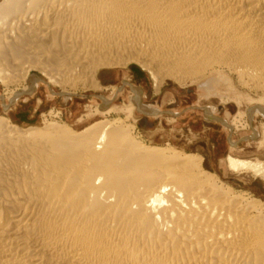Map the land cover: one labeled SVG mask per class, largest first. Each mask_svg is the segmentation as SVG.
Here are the masks:
<instances>
[{"label": "bare ground", "instance_id": "bare-ground-1", "mask_svg": "<svg viewBox=\"0 0 264 264\" xmlns=\"http://www.w3.org/2000/svg\"><path fill=\"white\" fill-rule=\"evenodd\" d=\"M134 62L157 87L224 67L263 91L264 0H0V82L25 83L12 102L39 87L35 68L69 98L102 87L101 68ZM132 88L128 117L162 113ZM103 102L96 112L111 113ZM137 128L121 117L22 128L0 116V264H264V198ZM227 164L264 177L262 160Z\"/></svg>", "mask_w": 264, "mask_h": 264}, {"label": "rangeland", "instance_id": "rangeland-1", "mask_svg": "<svg viewBox=\"0 0 264 264\" xmlns=\"http://www.w3.org/2000/svg\"><path fill=\"white\" fill-rule=\"evenodd\" d=\"M33 71L40 77L39 87L31 94L21 93L13 102L10 99L25 83L7 86L0 82V116L9 118L15 125L29 128L64 122L82 130L100 120L128 118L148 142H170L188 153L200 155L208 170L236 188L253 191L264 198V177L231 170L227 164L230 155L264 161V117L249 113L255 106L264 107V90L245 86L235 71L217 67L200 81H179L167 76L157 87L149 69L134 62L101 68L102 87L80 85L77 93L69 98L60 94V86L48 85L47 76L40 69ZM211 77L216 81L214 88L208 91L203 85ZM132 87L141 89L142 101L158 105L162 113L156 117L137 108L134 115L128 117L134 93ZM103 97L112 99L114 110L109 114L96 112L104 104ZM209 107H216L214 113L218 119H208ZM88 114V118L79 121ZM254 128L259 130L257 136Z\"/></svg>", "mask_w": 264, "mask_h": 264}, {"label": "water", "instance_id": "water-1", "mask_svg": "<svg viewBox=\"0 0 264 264\" xmlns=\"http://www.w3.org/2000/svg\"><path fill=\"white\" fill-rule=\"evenodd\" d=\"M222 121H224V123H226V124L228 123V122H226L225 120H222Z\"/></svg>", "mask_w": 264, "mask_h": 264}, {"label": "crops", "instance_id": "crops-1", "mask_svg": "<svg viewBox=\"0 0 264 264\" xmlns=\"http://www.w3.org/2000/svg\"><path fill=\"white\" fill-rule=\"evenodd\" d=\"M68 100L66 99V102H67Z\"/></svg>", "mask_w": 264, "mask_h": 264}]
</instances>
